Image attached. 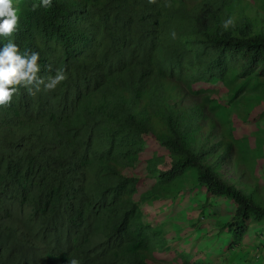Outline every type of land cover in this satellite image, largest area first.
I'll list each match as a JSON object with an SVG mask.
<instances>
[{"label": "trees", "instance_id": "1", "mask_svg": "<svg viewBox=\"0 0 264 264\" xmlns=\"http://www.w3.org/2000/svg\"><path fill=\"white\" fill-rule=\"evenodd\" d=\"M18 2L20 28L0 49L12 39L40 53L42 77L68 78L0 107V264H156L143 203L188 168L207 198L233 201L228 249L264 221L253 182L219 171L243 150L220 96L264 87V29L242 0Z\"/></svg>", "mask_w": 264, "mask_h": 264}, {"label": "rangeland", "instance_id": "2", "mask_svg": "<svg viewBox=\"0 0 264 264\" xmlns=\"http://www.w3.org/2000/svg\"><path fill=\"white\" fill-rule=\"evenodd\" d=\"M241 12L264 29V0H242ZM230 98L231 92L220 96L217 114L234 128L238 147L243 150L232 152L219 171L226 181L240 187L245 181L253 182L247 191L264 205V87ZM223 126L218 125L214 140L222 136ZM196 172L188 168L167 195L156 194L143 203L146 216L159 231L155 251L164 259L156 264H187L185 260L195 264H264V221L251 219L241 240L228 249L230 233L223 224L232 213L233 201L221 196L207 198Z\"/></svg>", "mask_w": 264, "mask_h": 264}, {"label": "clouds", "instance_id": "3", "mask_svg": "<svg viewBox=\"0 0 264 264\" xmlns=\"http://www.w3.org/2000/svg\"><path fill=\"white\" fill-rule=\"evenodd\" d=\"M154 3L155 0H149ZM53 0H40L33 4L32 9L45 10L51 8ZM21 9L18 0H0V37H13L20 28ZM233 20L223 23L227 29ZM40 53L38 51L21 52L20 47L9 39L0 49V107L11 105L13 97L20 87L27 89L30 96H35L42 88L44 91H53L58 85L67 80L66 69L61 67L55 74L47 78L40 75ZM67 264H80L76 258L67 261Z\"/></svg>", "mask_w": 264, "mask_h": 264}]
</instances>
